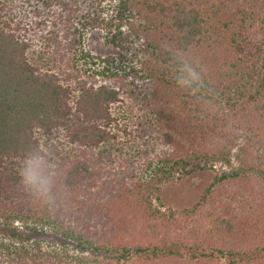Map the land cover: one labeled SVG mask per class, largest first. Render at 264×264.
I'll return each mask as SVG.
<instances>
[{
	"label": "trees",
	"instance_id": "1",
	"mask_svg": "<svg viewBox=\"0 0 264 264\" xmlns=\"http://www.w3.org/2000/svg\"><path fill=\"white\" fill-rule=\"evenodd\" d=\"M91 32L118 55L89 51ZM186 66L198 79L181 85ZM242 141L252 166L154 207ZM41 143L53 204L19 177ZM16 224L60 248L0 240V264H264V0H0V226Z\"/></svg>",
	"mask_w": 264,
	"mask_h": 264
},
{
	"label": "rangeland",
	"instance_id": "2",
	"mask_svg": "<svg viewBox=\"0 0 264 264\" xmlns=\"http://www.w3.org/2000/svg\"><path fill=\"white\" fill-rule=\"evenodd\" d=\"M257 34L259 33L257 32ZM86 46L89 51L97 56L106 57L118 55L117 50L106 43L101 32H91L87 36ZM232 154L233 159L230 166L223 163H216L213 167L208 166L206 169H197L188 175L181 174L171 183L163 185L154 195V207L166 214H168L170 210L181 211L190 208L197 203L216 177L221 176L225 172H232L233 170L241 168L247 169L255 162L254 148L245 141H242L240 145L233 150ZM257 185L261 184L257 183ZM148 228L149 231L146 237L151 241L156 240L158 234L163 231L160 224L155 230L152 226ZM211 228L210 225H207L204 233L209 234L208 232ZM4 231V227L0 226V240L5 241V244L8 245H16L18 247L27 246L29 248L41 246L44 249L60 248V238L51 231H41L34 235L29 232H24L21 224H16L13 227L7 228V232ZM14 234H16V236H13ZM189 235L194 237V235ZM28 236H32L31 241H28ZM77 252L79 251L75 253ZM257 254L263 256L262 262H264V252L259 251ZM217 263L230 264V260L217 256Z\"/></svg>",
	"mask_w": 264,
	"mask_h": 264
},
{
	"label": "clouds",
	"instance_id": "3",
	"mask_svg": "<svg viewBox=\"0 0 264 264\" xmlns=\"http://www.w3.org/2000/svg\"><path fill=\"white\" fill-rule=\"evenodd\" d=\"M198 79V73L191 67H185V74L181 76V85L191 84ZM54 165L50 162V149L41 143L29 154L20 170V181L25 189L40 201L46 204L55 202V172Z\"/></svg>",
	"mask_w": 264,
	"mask_h": 264
}]
</instances>
